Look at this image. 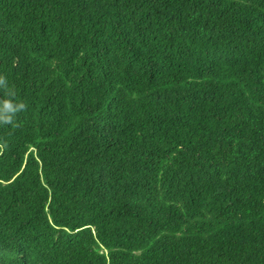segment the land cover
<instances>
[{
    "label": "trees",
    "instance_id": "obj_1",
    "mask_svg": "<svg viewBox=\"0 0 264 264\" xmlns=\"http://www.w3.org/2000/svg\"><path fill=\"white\" fill-rule=\"evenodd\" d=\"M0 264H264V0H0Z\"/></svg>",
    "mask_w": 264,
    "mask_h": 264
}]
</instances>
